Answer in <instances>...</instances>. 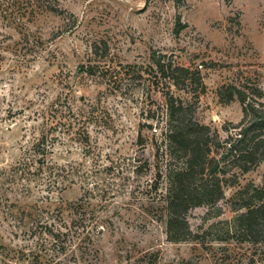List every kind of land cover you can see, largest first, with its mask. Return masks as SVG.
Segmentation results:
<instances>
[{"label":"rangeland","instance_id":"374dc122","mask_svg":"<svg viewBox=\"0 0 264 264\" xmlns=\"http://www.w3.org/2000/svg\"><path fill=\"white\" fill-rule=\"evenodd\" d=\"M153 53L204 90L155 89ZM240 78L264 90V0H0V264H264V243L217 240L239 187L173 243L156 185L168 90L224 137L243 113L217 91ZM263 181L264 162L240 177Z\"/></svg>","mask_w":264,"mask_h":264},{"label":"trees","instance_id":"16d2710c","mask_svg":"<svg viewBox=\"0 0 264 264\" xmlns=\"http://www.w3.org/2000/svg\"><path fill=\"white\" fill-rule=\"evenodd\" d=\"M151 61L150 68L157 76L155 89H164L171 84L187 93L204 90L201 73L194 64L155 53ZM124 68L142 69L138 66ZM119 77L111 76L112 80ZM217 95L223 104L238 101L242 107L243 119L237 124L228 123L224 127V137L195 118V103L185 104L169 90L165 97V112L161 118L155 119V130L159 132L156 138L159 161L156 185L161 183L164 189L167 239L183 243L203 238L192 232L188 213L195 208L211 207L217 209L215 217L223 215L218 204L225 199V191L239 187L229 199L233 216L220 223L225 228L219 231L222 235L217 234V240L262 244L264 181L262 187L253 183L241 185L240 177L264 162V90L253 80L240 78L237 82L222 84ZM40 146L37 144L35 151L43 159L50 152ZM49 232L55 240L64 235Z\"/></svg>","mask_w":264,"mask_h":264}]
</instances>
